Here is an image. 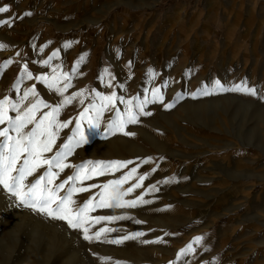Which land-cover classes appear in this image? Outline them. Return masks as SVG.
I'll return each mask as SVG.
<instances>
[{
	"label": "rangeland",
	"instance_id": "374dc122",
	"mask_svg": "<svg viewBox=\"0 0 264 264\" xmlns=\"http://www.w3.org/2000/svg\"><path fill=\"white\" fill-rule=\"evenodd\" d=\"M5 5L9 11L0 19L12 25L0 26V44L7 45L0 49V101L7 98L8 115L16 116L12 104L23 112L40 99L51 107L41 106L38 120L83 91L57 116L72 123L59 130L47 157L73 137L67 164L131 161L77 187L102 185L135 168L120 191L146 178L123 199L150 203L96 207L91 217L126 218L89 223L92 236L101 228L114 231L88 241L81 230L24 207L0 186V264H264V0H0ZM53 77L56 87L70 84L63 95L48 87ZM216 81L225 89L246 82L257 94L221 91ZM33 87L37 95L25 98ZM156 88L162 99L153 96ZM97 92L133 100L138 123L125 131L135 135L107 132L116 113L105 110L99 129L88 131L81 120L89 139L77 146L76 120L85 108L95 116ZM145 100L151 115L139 112ZM115 108L127 118L119 99ZM74 172L66 168L53 186ZM100 192L74 194L72 207L92 196L97 204ZM136 232L145 235L105 242Z\"/></svg>",
	"mask_w": 264,
	"mask_h": 264
},
{
	"label": "snow or ice",
	"instance_id": "6c2138e0",
	"mask_svg": "<svg viewBox=\"0 0 264 264\" xmlns=\"http://www.w3.org/2000/svg\"><path fill=\"white\" fill-rule=\"evenodd\" d=\"M8 11L9 7L7 5L0 7V13H6ZM25 15H31V13H25ZM3 25L11 26L12 20L0 19V26ZM6 47L7 45L0 44V49ZM53 55L56 54L53 53ZM83 59L84 57H81V60ZM49 60H51V57H49ZM49 60L44 61V64H48ZM6 63H11V61ZM24 71L27 72L26 65ZM53 71H55V69ZM73 71H75V69ZM27 75L29 78L32 76L30 72L27 73ZM64 78L65 80L70 79L67 74L64 75ZM36 79L47 82L46 77H36ZM57 81L58 77H53L52 81L48 82V87L50 89L54 88L55 92L63 95L67 88L70 87V84L65 83L63 88L56 87ZM215 88L221 91L228 90L244 92L250 95L257 94L256 90L249 87L246 82L233 85L231 89H225L219 81H216ZM159 93L160 88H156L153 91V96L162 99V97H159ZM29 94L37 95L35 87L25 92V98ZM203 94H209L206 86L203 89ZM78 95H83V91L75 93L71 97H65L63 101L59 102L55 107H52L50 112L44 113L38 120L36 113L39 108L41 106L45 108L51 107L44 100L37 99L35 103L31 104V106L23 112L18 110L16 104H12L11 108L16 112L15 118L8 115V109L5 107V105L9 103L7 98L0 101V125H3L5 121H7L8 124V127L0 129V186L15 196L24 207L45 214L52 219L65 221L70 228L81 230L85 240L92 241L93 239L100 240L103 233L114 231V229L101 228L92 236L89 235V227L86 225L89 223L97 224L101 221H114L126 218L123 216L91 217L89 212L95 211L96 207H136L138 203H150V201H144L142 197L136 200L123 199L124 196L133 192L135 188L140 187V182L146 178L145 176H140V182L132 185L126 190L120 191L122 185L136 172L135 168L131 169L119 179L110 180L102 185L94 184L87 187H77V184L79 183L82 185L85 179H92L95 176L104 175L108 172L119 171L129 163H132L131 161H86L80 165L67 164L65 163V159L72 153L71 141L73 137H69V142L64 143L61 146V150L56 151L51 158L47 157V153L53 152L59 130L68 127V125L72 123L71 120L60 123L57 120V116L61 109L65 105L71 104L75 96ZM96 96L101 100V104L95 109V116H88L89 108H85L84 111L79 114V119L76 120L74 135L78 134L79 136V139L76 141L77 146L81 143H87L89 139L82 129L81 120H87L88 131L99 129L101 116L105 110L110 112L115 110L116 113L115 119L107 124V132L119 131L124 135H135V133L125 131L127 124L138 123V115L134 113L132 109L133 100L129 99L125 101L123 97H117L115 92H112L111 95H102L97 92ZM117 99L120 100V103L126 105V119L121 115L119 109L115 108V101ZM133 99L137 98L134 97ZM81 103H83V100H81ZM146 103H148V101L145 100L137 106L139 112L143 115H151V112L144 111L143 105ZM109 105H112V107H109ZM167 107H172V105H167ZM28 125L34 126L29 131L25 132ZM10 130L15 132L16 135H9ZM89 166L91 167L89 168ZM45 167L46 171L38 178H35L34 182L30 181L28 184H25L28 177L33 176L39 169ZM69 167L75 168L74 174L69 175L62 182L53 186L54 180L59 176V173ZM53 168L59 169V172H54ZM86 169L88 170L87 172H85ZM66 185L71 186L67 188L63 196L58 195L61 190L65 189ZM96 187L101 189V192L97 194L99 196V202L97 204H93V201L96 200L97 197L92 196L78 208L72 207L76 204V201L73 199L74 194L89 191L91 188ZM153 188L155 189V186H153ZM136 223H142V221L137 220ZM143 235L145 234L142 232H136L118 240L105 239V242L119 244L123 243L124 240L135 239ZM202 239V237H196L195 241L199 242ZM153 242H162V238H159L157 241H144V243ZM191 247V244L187 246L189 250H191ZM181 252L183 253L184 250H181ZM117 264H119V262H117Z\"/></svg>",
	"mask_w": 264,
	"mask_h": 264
}]
</instances>
